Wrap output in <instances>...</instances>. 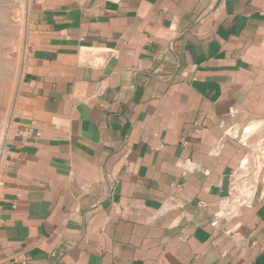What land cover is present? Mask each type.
<instances>
[{"label": "crops", "instance_id": "1", "mask_svg": "<svg viewBox=\"0 0 264 264\" xmlns=\"http://www.w3.org/2000/svg\"><path fill=\"white\" fill-rule=\"evenodd\" d=\"M29 18L0 264H264L263 185L216 219L247 150L228 132L264 128V0H31Z\"/></svg>", "mask_w": 264, "mask_h": 264}, {"label": "rangeland", "instance_id": "2", "mask_svg": "<svg viewBox=\"0 0 264 264\" xmlns=\"http://www.w3.org/2000/svg\"><path fill=\"white\" fill-rule=\"evenodd\" d=\"M30 6L31 0H0V161L5 153L3 147L28 52ZM259 130L261 138L258 137ZM228 133L244 136L245 142L241 145L247 150L232 177L231 191L216 219L238 215L242 205L254 197L255 187L258 184L264 186V128L250 126L244 132L241 129ZM252 134L257 137L249 143ZM200 206H204V202Z\"/></svg>", "mask_w": 264, "mask_h": 264}, {"label": "built area", "instance_id": "3", "mask_svg": "<svg viewBox=\"0 0 264 264\" xmlns=\"http://www.w3.org/2000/svg\"><path fill=\"white\" fill-rule=\"evenodd\" d=\"M6 149H7V147H6V145H4V147H3V151L5 152L6 151ZM2 185V182H1V180H0V186ZM177 187H179V186H177ZM199 204L200 205H202L203 204V202L202 201H200L199 202Z\"/></svg>", "mask_w": 264, "mask_h": 264}]
</instances>
